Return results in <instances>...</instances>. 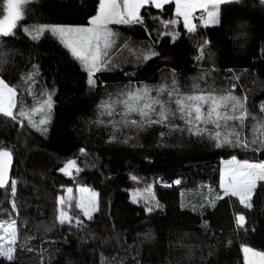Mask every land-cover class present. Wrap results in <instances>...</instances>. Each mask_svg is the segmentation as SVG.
<instances>
[{
  "label": "trees",
  "instance_id": "1",
  "mask_svg": "<svg viewBox=\"0 0 264 264\" xmlns=\"http://www.w3.org/2000/svg\"><path fill=\"white\" fill-rule=\"evenodd\" d=\"M99 2L28 0L17 33L0 36V78L20 92L16 104L29 109L48 95L52 102L44 127L17 110L21 125L0 114V151L11 152L8 184L16 182L14 196L0 188V221L19 228L14 259L0 264H245L243 247L264 253V181L256 182L251 207L220 185L223 161L263 163L264 147L220 145L210 135L236 126L251 141L264 120V0L223 2L218 24L194 31L174 15L173 2L143 8L142 22L115 28L93 86L58 36L34 29L85 26ZM162 85L246 97L249 118L242 129L234 120L219 129L199 123L210 131L197 135L179 113L148 123L156 113L127 112L113 96ZM152 94L167 98V91ZM71 160L82 168L76 179L60 172ZM81 186L97 194L92 218L77 211L68 213L71 223L55 222L65 188Z\"/></svg>",
  "mask_w": 264,
  "mask_h": 264
},
{
  "label": "snow or ice",
  "instance_id": "2",
  "mask_svg": "<svg viewBox=\"0 0 264 264\" xmlns=\"http://www.w3.org/2000/svg\"><path fill=\"white\" fill-rule=\"evenodd\" d=\"M28 0H0V15L3 19H0V36L14 35V29L17 27V22L24 18L23 6ZM169 2H175L177 4V12L183 16L184 24L189 28V31H194V25H191L189 16L192 14V10L201 8L207 10L208 5L211 4L213 8L218 4L224 2V0H100L99 14L92 18V27H64L58 25H41L34 29L37 36L43 33L45 30L50 31L53 35L58 36L61 41L68 47L72 55L81 62L84 69L89 74L88 83L95 85V81L92 79L93 74L96 71H100L104 66L102 63V57L107 55V49L111 47V41L109 37L114 35L111 30L107 28L109 23H132L142 22L139 17V10L148 4H154L156 7H162ZM6 5V8L4 7ZM6 11V14H4ZM209 19L214 18V11H207ZM176 21H170L168 23H175ZM25 32L28 29H24ZM37 38V37H33ZM103 39V49L101 52L100 40ZM28 79H32L30 74ZM197 91L192 94H184L179 91L178 88L173 87L171 90H167L163 87L158 89L163 93L167 91V99H160L159 97H152L150 95V89L145 86L140 89L137 88L134 91L129 90L122 95L125 99L119 101L126 106L127 112H137L142 117H149L151 113H156L159 119L148 120V123H163L169 119V116L175 117L177 113L180 114L179 118L185 120L189 125H193L189 131H194L197 135H203L210 130L200 128L199 123L213 124L215 128L228 127V121H239V126L242 129L244 121L249 118V113L244 107V101L246 97L241 100L240 98L231 95H214L212 91L205 92L202 89L194 86ZM16 89L9 86L2 78H0V114L15 119L13 109L16 107ZM107 103V102H106ZM176 105V111L172 112L166 105ZM51 107V95L47 96L44 106ZM104 105H102L103 107ZM111 107V105H108ZM156 106H159L157 109ZM205 106H207L205 108ZM41 109H33V111H39ZM264 112V107L261 108ZM232 113L231 115L229 113ZM238 113V114H237ZM111 114V113H109ZM20 115L25 116L27 113L21 111ZM46 120L39 121L40 124L46 123ZM223 122V123H222ZM133 124L137 123L132 121ZM254 138L249 141L243 137L242 131H236V126H232V130L229 132L221 133L216 131L210 133L213 139H216L220 145H239L241 147H248L249 144H259L260 147H264V120L257 121L253 127ZM11 162V152L0 151V188H4L6 185L9 187L11 194L14 196L16 192V182L11 181L8 184L7 174L9 171ZM75 167V161H69L64 169L61 171H67ZM79 171V169H76ZM225 175L229 179V183L233 190L229 193L228 189H225V195L240 196L241 202L245 201V198H250L253 189L256 187L257 181H264V163H249L247 161L241 163L236 160L235 157L232 160L226 162ZM179 183V181H177ZM71 192V189H68ZM81 191H87L81 189ZM63 203V198H61ZM246 207H251L248 203ZM12 207L15 209V202H12ZM83 207V205H80ZM149 212L152 208L147 209ZM84 215L91 219L90 213L85 209ZM239 222L244 221V217H238ZM59 222L71 223L72 217L68 216L64 211L60 212ZM0 257H3L9 261L14 259V245L17 239V228L15 221L4 224L0 223ZM9 238L10 242L5 245V239ZM247 253L251 251L245 248ZM264 257V254H254Z\"/></svg>",
  "mask_w": 264,
  "mask_h": 264
},
{
  "label": "rangeland",
  "instance_id": "3",
  "mask_svg": "<svg viewBox=\"0 0 264 264\" xmlns=\"http://www.w3.org/2000/svg\"><path fill=\"white\" fill-rule=\"evenodd\" d=\"M226 1H233V0H224V2H226ZM173 4H174V15L180 20V22L183 24V26L186 29L189 30V28L186 27L185 24H184V18H183V16L179 15V13L177 12V4L175 2H173ZM220 5H221V3L218 4L217 6H215V8H213L212 5L209 4L207 10H203L201 8L193 9L192 10V14L189 16V20L191 21V25H194V28H196L199 24L202 25V26H208V27L217 25L218 22H219ZM147 6H154V7H156L154 4L145 5L144 7H142L139 10V14H140V11L143 8L147 7ZM4 7L6 8V5H4ZM99 11H100V2H99V5H98L97 12H96V14L93 17L97 16L99 14ZM207 11H214L215 12L214 18L209 19L208 16H207ZM4 14H6V11H5ZM92 18L89 20L88 24L85 25V26H76V25H58V26H64V27H92L93 26L92 23H91ZM0 19H3V16L2 15H0ZM129 24H131V23H127V24H123V23H120V24H117V23H109V24H107V28L109 30H111V32L114 34V30H115L116 27L125 26V25H129ZM19 29H20V27H19L18 22H17V27L13 30L14 31V34H16L17 33L16 31H18ZM113 36L114 35H112L111 37H109V40L111 41V45H112V41H113ZM103 43H104V41H103V39H101L100 40L101 52L105 51L103 49ZM109 49H107L106 51L108 52ZM104 57L105 56L102 57V61L104 60ZM80 64H81V62H80ZM103 65H105V64H103ZM11 87H13V86H11ZM161 87L165 88L163 85ZM149 89L151 90L150 91V95L152 97H156V96H154L152 94L153 91L156 92V95H158L159 93H161V92L158 91V89L157 90H153L151 88H149ZM16 93H17V95H16V103H20V101H19L20 100V92L16 91ZM163 93H165V92H163ZM181 93H184V94H192L193 92H191V93L181 92ZM122 94H123V91L114 92L113 93V96L116 99L119 98V96H120V100H123V99H125V97ZM46 99H47V97L40 98V99L38 98L35 101V103L29 109L26 108L25 106L23 107V106H20V105H17L16 104V107L13 109V112L17 110L18 111V114L20 115V112L23 111V112H25V113L28 114V115H25L23 117L26 118V120L28 121V124L29 125H31L33 127H40V126L44 127L48 123V121L50 120V111H51V108H52V102H51V107L50 108L47 107L46 105L41 108V105L44 104V101ZM105 108L111 109V107H109L107 105L105 106ZM33 109H41V110H39V111H33ZM1 115H3V114H1ZM20 116H22V115H20ZM15 120H16V123L17 124L21 125L20 120L18 118H16ZM41 120H46L47 122L44 123V124H40L39 121H41ZM230 160H232V159L225 160V161H223L221 163V177H220L221 184L220 185H221V188H222V190H223L224 193H225V189H228L229 193L233 190L232 186L229 183L228 177L225 175V173H226V162L227 161H230ZM71 161H74V160H71ZM68 162H66L63 165L62 169L65 168V165ZM241 163H243V162H241ZM249 163L256 164L257 162H249ZM77 168L79 169V171L76 170ZM80 170H82V168L78 167V165L75 162V167H73L71 169H68L67 171H61L60 170V172L65 177H69V178H72V179L75 178L76 179L77 176H78V173L80 172ZM176 183L177 182H175V184ZM68 189H71L72 191L69 192ZM81 189H86L87 191H81ZM133 193L135 195L136 191H133ZM61 198H63V203H61ZM238 198L241 199L240 196H238ZM247 201H249V198L246 197L245 198V201L243 203H246ZM96 204H97V194L94 191H92L90 188L85 187V186L73 187V188H65L64 194L57 200V205H56V209H55V222L56 221L59 222V215H60V212L61 211H64L67 215H68L69 212H71L73 214V213H75V212L78 211V212L82 213L84 217H87V216L84 215L85 209L91 214L93 212V210L95 209ZM80 205H83V207H80ZM238 217H240V216H238ZM237 220H238V218H237ZM10 222L11 221H8V222L0 221V223H4V224L10 223ZM15 226L17 228V237H18L19 236V228H18L17 222H15ZM0 235H3V233H0ZM9 242H10L9 238L6 237V239L4 241L5 245L7 246V244ZM245 248L250 249L251 251H249V252L246 253L244 251ZM257 253L258 254H264L262 252L253 250V249H251L249 247H243L242 248V255H243V259H244L245 264H264V257L259 256V255H254V254H257ZM0 258H2L4 260H7V259H5L3 257H0Z\"/></svg>",
  "mask_w": 264,
  "mask_h": 264
},
{
  "label": "crops",
  "instance_id": "4",
  "mask_svg": "<svg viewBox=\"0 0 264 264\" xmlns=\"http://www.w3.org/2000/svg\"><path fill=\"white\" fill-rule=\"evenodd\" d=\"M229 196H232V195H229ZM251 196H252V193H251ZM251 196H250V198H249V201H247L246 203H242V202H241V199H239L238 196H234V197H236V198L239 200V202H240L243 206H245L246 204H248V203L250 202ZM237 222H238L239 224L242 223V222H239L238 220H237Z\"/></svg>",
  "mask_w": 264,
  "mask_h": 264
},
{
  "label": "water",
  "instance_id": "5",
  "mask_svg": "<svg viewBox=\"0 0 264 264\" xmlns=\"http://www.w3.org/2000/svg\"><path fill=\"white\" fill-rule=\"evenodd\" d=\"M11 167H12V157H11V162H10L9 171H8V174H7V181H8V180H9V178H10V171H11Z\"/></svg>",
  "mask_w": 264,
  "mask_h": 264
}]
</instances>
